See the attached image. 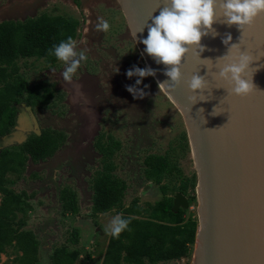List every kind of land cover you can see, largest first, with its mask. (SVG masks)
I'll use <instances>...</instances> for the list:
<instances>
[{
    "label": "rangeland",
    "instance_id": "1",
    "mask_svg": "<svg viewBox=\"0 0 264 264\" xmlns=\"http://www.w3.org/2000/svg\"><path fill=\"white\" fill-rule=\"evenodd\" d=\"M121 9L118 0H83L81 8H75L71 0H0V22L22 21L42 13L74 17L82 22L81 15H83L88 24L82 23L86 33L83 35L81 46L84 48L86 46L93 52H96V46L93 43L88 44L87 29L95 26L98 18L106 19L111 25L110 30L104 32L112 47L110 57L108 55L104 57L107 66L104 70H100L99 64L91 63L93 60L89 66L91 69L95 65V70L91 73L95 75L93 82L99 86V91L86 97L85 100L93 101L95 104H71L74 102L73 93L65 86H60L58 80L65 67L63 62L59 61L54 66H47L42 60L36 59L19 62L20 72L28 84L31 86L50 84L53 91L50 104L40 108L33 107L39 128L55 130L65 136L64 144L53 156L36 163L28 160L21 179L11 187L16 193L25 192L30 196L28 202L32 210L27 214L26 228L33 231L39 240L42 264L48 263L51 250L65 244L69 233L74 229L78 230L80 237L76 246L81 251L78 264H101L109 237L105 228L111 218L117 215L114 211L94 217L91 215V179L100 168L101 157L93 149V135H77L82 116L80 117L75 109H78L83 116L87 115V110H92L97 117L99 111L100 118L102 115L99 123L101 133L110 134L120 142V150L114 156V163L117 166L116 175L127 186L124 204L127 205L135 198L140 206H144L145 203L155 204L161 199L158 186L153 179H149L150 186L146 188L147 179L144 172L148 167L143 161L151 154H165L171 164L178 166L176 171L166 174L162 182L171 195L179 191V186L185 178L192 179V176H195L196 184L190 147L189 144H185L188 139H184L186 132L184 119L175 106L166 107L162 104V99L153 104L154 108L147 104L148 111L142 112V115H146V119L137 123L138 104H122V71L126 73L132 67L133 59L124 57L127 54L128 44L125 50H122L124 29L122 26H125V22ZM125 38L131 39L129 36ZM130 41L128 40L131 47H134ZM82 65L85 63L82 62ZM107 74L110 87L108 80L103 82ZM129 84L134 85L135 81L130 79ZM106 88H110V94L100 91ZM56 101H66L67 104H55ZM140 127L142 130L138 132ZM81 132L87 131L80 130ZM182 134L184 136H181ZM182 143L185 148H178V144L180 146ZM64 187L76 192L79 206L75 215L67 217L61 215L58 199L59 192ZM185 194L190 204L189 208L183 211L182 224L194 222L197 232L200 228V216L194 180ZM188 249L186 257L159 264H194L196 241L188 245ZM13 258L14 254L8 250L6 254L0 255V264H14Z\"/></svg>",
    "mask_w": 264,
    "mask_h": 264
},
{
    "label": "water",
    "instance_id": "2",
    "mask_svg": "<svg viewBox=\"0 0 264 264\" xmlns=\"http://www.w3.org/2000/svg\"><path fill=\"white\" fill-rule=\"evenodd\" d=\"M122 5L131 34L150 23V17L158 15L162 6L161 0H122ZM212 27L218 35L209 33L202 38L205 50L200 59L195 50L185 56L181 84L171 93V100L182 109L185 128L190 130V152L199 177L200 228L194 258L195 262L201 258L200 264H264V15L257 17L243 35L235 25L216 22ZM226 33L231 34V43H239L241 51L250 52L254 58L249 74L257 88L244 98L227 95V84L213 77L217 69L208 72L203 61L211 59L215 63L217 57L226 54L222 44ZM136 37L146 58L139 39L147 37V28ZM146 62L155 69L147 58ZM158 70L156 79H167L164 66L158 65ZM197 72L205 77L207 88L192 104L186 81ZM184 106L194 114H185ZM21 107L25 113L2 139L0 149L14 145V141L24 143L30 128L40 135L31 108L25 104ZM179 208L187 209L188 201L176 194L172 211Z\"/></svg>",
    "mask_w": 264,
    "mask_h": 264
},
{
    "label": "trees",
    "instance_id": "3",
    "mask_svg": "<svg viewBox=\"0 0 264 264\" xmlns=\"http://www.w3.org/2000/svg\"><path fill=\"white\" fill-rule=\"evenodd\" d=\"M79 0H76L78 2ZM78 21L42 13L22 21L0 22V137L7 134L15 121V103L26 102L31 107H44L53 91L43 85L31 86L20 72L19 62L42 60L47 66L59 61L48 55L53 44L71 36L76 39ZM63 133L44 129L31 135L21 146L0 152V255L8 250L14 254V264H42L40 243L33 231L26 228L27 214L32 210L25 192L16 193L11 187L21 179L28 160L36 163L54 155L64 144ZM101 155L100 168L91 179V215L114 211L131 220L129 230L118 238L108 237L101 264H159L177 261L188 255V245L195 242L196 224H182L183 211L172 212V199L163 197L155 204L139 206L134 199L124 204L126 183L116 175L114 156L120 142L113 137L95 142ZM145 176L160 185L173 167L163 157L146 160ZM165 195L168 191L160 186ZM182 191V187L179 188ZM61 215H75L78 211L76 192L64 187L59 192ZM79 232L72 230L65 244L54 247L47 264H78L81 251L76 247Z\"/></svg>",
    "mask_w": 264,
    "mask_h": 264
},
{
    "label": "clouds",
    "instance_id": "4",
    "mask_svg": "<svg viewBox=\"0 0 264 264\" xmlns=\"http://www.w3.org/2000/svg\"><path fill=\"white\" fill-rule=\"evenodd\" d=\"M158 15L150 17L151 22L132 33L136 43V34L147 28V37L139 39V43L145 47L143 52L157 65H163V75L167 77L164 81H157L159 91H164L169 98L180 86L182 80V61L193 50L200 59V53L205 50L201 40L203 37L218 35L212 25L216 22L228 26L235 25L241 35L250 28L257 17L264 15V0H161ZM110 23L103 18H98L95 25L97 31L107 32L110 30ZM232 36L226 33L222 44L227 48L225 55L217 57L215 63L211 59H203L208 72L213 68V77L227 84V95L241 98L251 95L256 85L253 83V75L250 69L254 61L248 51H241L239 43H231ZM78 42L69 36L48 50V55L54 56L58 61L63 62L64 70L61 77L64 82L71 83L81 63L87 61L85 50L77 51ZM157 70L149 66L144 68L133 65L126 71L128 78L137 77L134 85L126 86V90L133 96V99H142L147 92L144 88L138 87L143 78L155 77ZM187 90L192 93L188 97L190 103L195 104L198 96H201L207 88V81L204 76L193 74L186 81ZM200 101H205L202 98ZM131 220L123 214H117L111 218L105 228L107 234L114 238L125 230H131Z\"/></svg>",
    "mask_w": 264,
    "mask_h": 264
},
{
    "label": "flooded vegetation",
    "instance_id": "5",
    "mask_svg": "<svg viewBox=\"0 0 264 264\" xmlns=\"http://www.w3.org/2000/svg\"><path fill=\"white\" fill-rule=\"evenodd\" d=\"M82 1L83 0H79L78 2H76V0H71L72 4L75 6V8H81ZM118 2H119L120 6L122 8L121 9L122 18L124 19V22H125V26H122V28H124L123 31H122V50H125L126 45L128 44L127 48H126V50H127L126 53L127 54H125L126 56H124V57L125 58L131 57L133 59L132 60V62H133L132 66L136 65L137 67H140V68H144L145 66H149L148 63L146 62V58H147L149 60V62L152 64V66L157 70V74H159L160 70H158V65L147 54H145L146 55V58H145L143 53H142V51L140 50V46L137 43L138 41L136 40V43H135V40H134V38H133V36H132V34L130 32L129 24H128V21H127V18H126L127 16H126V14L124 12V9H123L122 0H118ZM80 12H81V10H80ZM81 18H82V22L77 20L78 21V26H77L76 32H77L78 36L76 37L75 40H77V42H78L77 49L85 50L86 54H87V57H88L87 60H90V61L89 62L85 61L84 62L85 65L80 66V68L76 72V76L73 78V81L71 83L64 82L62 80V77H60V76L58 77V80H59V85L60 86H65L67 89H69L73 93L74 102L71 103V104H95L93 101H91V102L88 101L87 102V100H85L86 97H89L90 95H92L94 93H98V91H99V86H96L94 84V82H93V80L95 78V75L91 73V71L93 72L95 70V65L92 66L91 69H89V66H90L91 63H95V64L97 63V64H99L98 67H100V70L101 69L104 70L105 67L107 66V64L105 63V58L104 57H105V55H108L110 57V53H111L110 50L112 49V47H111V44H110L108 38L105 37L104 32L103 31H97L95 26H92L89 29H87L88 30L87 40H88V44L89 43H93L96 46V52L91 51L90 48H88L86 46H85V48H84V46H81L82 43H83V40H84L83 35L86 33L82 23L86 22V24H88L87 20L84 19L85 17L83 15H81ZM126 36H129L131 38V39H128V40H131L130 42L133 43L134 47H131V44L128 42L127 38H125ZM79 38H81V39H79ZM144 47L145 46L141 47V49L143 50ZM90 57H92L93 59L90 58ZM92 60H93V62H91ZM117 61H119V60L117 59ZM122 74H123L122 75V104H138L137 105V111L139 113L137 114V116H138L137 117V121H138L137 123H140L143 119H146V115H142V112H143V110H145V111L147 110L148 111V109L146 107L147 104L151 108H154L153 104H156L159 101V99H162L161 102H162V104H165L166 107L167 106H169V107L175 106V108L180 112V114L184 118V114L182 112V109H180L171 100V98H169V96L164 91H159L158 90V88H157V81L158 80L156 79V77L149 76V77L143 78L142 83L138 87L144 88V85H148L149 87L144 89V91L147 92L148 95H146L142 99H133V96L126 90V86L132 85V84H129L130 79L133 80V81H136L137 77L128 78L126 76V73L123 72V71H122ZM107 77H109L108 74L106 76V79H104L103 82L105 83V81L108 80V83H109L108 87H110V80ZM43 86L46 87V88L51 89L50 84H49L50 87L46 83H44ZM70 86H71L72 89H70ZM55 89H56V87H55ZM100 91H103V93L110 94V88L109 89L106 88L105 90H100ZM103 97H104V95H103ZM151 99H153V101ZM59 103L60 104H67L66 101H61V102L56 101L55 102V104H59ZM15 104H17V105H15L16 112H15L14 125L11 127V129L9 130V132L7 134H5V135L0 137V146H1L2 139L5 136H8L13 131L14 126L16 125L17 118L20 115L25 113L24 110L22 109L21 105L25 104L26 106H28L27 105L28 103H26V102H19V103H15ZM42 104H50V100L45 102V103H42ZM29 107L31 108L32 112L35 115V111L33 110V107H31V106H29ZM185 107L186 106H184V109H185ZM91 111L92 110H87V115L83 116V114H81L78 109H75V112L77 114H79L80 117L82 116L81 120L83 121V122L81 121L82 123L80 122V124H79V131H78L77 135H79V134H84L86 136L93 135L92 136L93 137L92 138L93 139L92 140L93 141V149L96 151L95 142L98 141V140L107 141L108 138L111 135L110 134L101 133V129H100V126H99L100 124L99 123L101 122L102 115H101V118H100V113L98 111L97 112L98 115L96 117L94 111H92V112ZM151 112H149V113L150 114H154V113H151ZM185 114H191L192 115L194 113L191 110H188V108L186 107ZM141 117H142V119H141ZM184 121H185V118H184ZM83 124H85V125L82 126ZM85 126H87L86 129H85ZM186 126H187V123H186ZM95 128H96V130H95ZM39 130H40V134H41V131L43 129L39 128ZM80 130H86L87 132H83V133L81 132L80 133ZM140 130H142L141 127L137 131L139 132ZM29 131H30V133H29L27 139L31 135H36V134H34L32 128H30ZM138 132H137V134H138ZM184 134H185V136H184ZM184 134H182L181 136H184V139L186 138V139L189 140V143L185 142V144L186 143L189 144V146L191 148V151H192L190 130H189L188 126H187L186 132ZM22 144H18V143H16L14 141V145L9 146L7 148L21 146ZM182 145H183V143L180 146L178 144L177 147L178 148L179 147L185 148V146H182ZM4 149H6V148H1L0 152L3 151ZM160 156L163 157V158H166L168 160V163L173 167V170L176 171L178 166L176 164H171V162L169 161V158L165 154H162V155L151 154L150 156H148L147 158L144 159L143 164L148 167V165L146 164V160H149V158H152V157L155 158V157H160ZM100 157H101V155H100ZM196 175H197L196 177H197V187H198V180H199L198 171H197ZM144 176H145V172H144ZM145 178H146V176H145ZM163 179L160 182V185H156V186H158L159 193L161 194V199L159 201H161L163 197L171 198L172 199V207H173L174 196L176 194H180L188 201V208H189L190 202L187 199V196H186L185 192H186L187 188L190 186V183L193 180H194V187L196 186V184H195V176H192V179L185 178L184 182L179 186V188L182 187V191H176V192H174L173 195H171L169 192H167L165 195L162 193V191L160 189V186L166 188V186L162 183ZM146 185H147L146 188H148L150 186V180L149 179H147ZM197 187H196V190H198ZM197 194H198V191H197ZM134 199H132V200H134ZM159 201H157V202H159ZM137 203H138V200H137ZM129 204L130 203H128L126 206H128ZM145 204H147V203H145ZM138 205L140 206L139 203H138ZM187 209H185V210H187ZM180 210L181 211H185V210H182L181 208H179L178 211H180ZM175 213H177V212H175ZM200 259H197V262H195V258H194V264H200Z\"/></svg>",
    "mask_w": 264,
    "mask_h": 264
},
{
    "label": "crops",
    "instance_id": "6",
    "mask_svg": "<svg viewBox=\"0 0 264 264\" xmlns=\"http://www.w3.org/2000/svg\"><path fill=\"white\" fill-rule=\"evenodd\" d=\"M126 205V204H125Z\"/></svg>",
    "mask_w": 264,
    "mask_h": 264
}]
</instances>
